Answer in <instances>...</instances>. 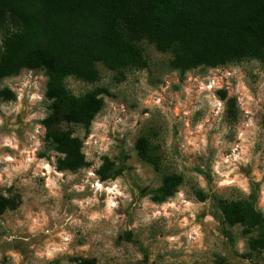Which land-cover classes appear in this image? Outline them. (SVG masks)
Here are the masks:
<instances>
[{"label": "clouds", "instance_id": "obj_1", "mask_svg": "<svg viewBox=\"0 0 264 264\" xmlns=\"http://www.w3.org/2000/svg\"><path fill=\"white\" fill-rule=\"evenodd\" d=\"M129 43L41 58L0 19V264H264V47Z\"/></svg>", "mask_w": 264, "mask_h": 264}, {"label": "trees", "instance_id": "obj_2", "mask_svg": "<svg viewBox=\"0 0 264 264\" xmlns=\"http://www.w3.org/2000/svg\"><path fill=\"white\" fill-rule=\"evenodd\" d=\"M5 12L44 37L35 53L41 58L134 54L129 42L143 36L158 48L175 45L173 51L183 52L178 61L264 47V0H0V19ZM25 42L20 37L12 46Z\"/></svg>", "mask_w": 264, "mask_h": 264}, {"label": "rangeland", "instance_id": "obj_3", "mask_svg": "<svg viewBox=\"0 0 264 264\" xmlns=\"http://www.w3.org/2000/svg\"><path fill=\"white\" fill-rule=\"evenodd\" d=\"M70 259H77V260H80V261H81V264H85L84 261L92 262V260H86V259H82V258H78V257H73V258H70ZM93 259H94V258H93Z\"/></svg>", "mask_w": 264, "mask_h": 264}, {"label": "water", "instance_id": "obj_4", "mask_svg": "<svg viewBox=\"0 0 264 264\" xmlns=\"http://www.w3.org/2000/svg\"><path fill=\"white\" fill-rule=\"evenodd\" d=\"M85 264H92V262L84 261Z\"/></svg>", "mask_w": 264, "mask_h": 264}]
</instances>
